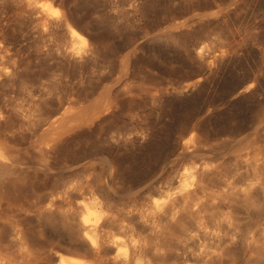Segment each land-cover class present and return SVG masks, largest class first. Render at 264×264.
I'll use <instances>...</instances> for the list:
<instances>
[{
    "label": "rangeland",
    "instance_id": "rangeland-1",
    "mask_svg": "<svg viewBox=\"0 0 264 264\" xmlns=\"http://www.w3.org/2000/svg\"><path fill=\"white\" fill-rule=\"evenodd\" d=\"M39 1L0 0V138L23 168L6 223L26 257L96 261L81 227L94 197L118 214L201 187L168 264H264V0ZM62 121L77 126L38 153ZM123 232L109 230L126 252L141 231ZM4 250L0 264L22 260Z\"/></svg>",
    "mask_w": 264,
    "mask_h": 264
},
{
    "label": "bare ground",
    "instance_id": "bare-ground-1",
    "mask_svg": "<svg viewBox=\"0 0 264 264\" xmlns=\"http://www.w3.org/2000/svg\"><path fill=\"white\" fill-rule=\"evenodd\" d=\"M30 3L32 4L33 1ZM39 3H42L41 6L46 8L50 6L44 0H40ZM69 32L73 38L80 37V33L72 26H69ZM202 53L200 50V54ZM249 91L250 88H247L240 93H248ZM103 113L104 111H99L97 115H93L89 119L99 117ZM31 122L33 121L29 119L27 123ZM53 126L54 124H51L50 128ZM76 126V123L68 125L66 121H62L59 130L48 138L45 145H35L33 148L43 156L53 153L64 142L65 135L74 130ZM15 152L10 141L0 138V173H6L9 176L0 182V260L6 252L4 249H17V252L22 255V260L17 261L16 264H32V259L26 257L30 250L26 248L27 241L24 228L10 227L6 223L9 211H6L5 206L11 193V189L7 188L6 185L8 181L17 178L23 169L16 159ZM201 190V187H194L168 194L162 200H152L141 207L129 206L118 214L115 211L104 212V204L98 197H94L92 205L86 204L84 207L81 227L87 239H85L84 244L93 252L96 261L90 262L79 256H74V254H59L60 264H102L104 259L108 260V264H168L173 255L178 257L179 254L174 253L171 248H167L168 243L166 241L169 238L167 235L171 232L173 224L181 222L185 217L200 215L206 203L199 196ZM56 203L53 201L47 208L46 211L49 214L54 213ZM40 211L41 209H39ZM192 222V225L185 232L186 236H197V231L200 232L201 230L198 220L195 221L193 218ZM113 228L125 233H132V235H136L139 231L142 234L140 233L141 237L130 243L131 248L122 252L119 248L122 246L121 242L110 240L109 230ZM145 232L147 235H144ZM10 238H12L11 247L8 248L6 242ZM200 257L207 259V264L214 263L215 258H205L202 255ZM1 264H7V261H1Z\"/></svg>",
    "mask_w": 264,
    "mask_h": 264
}]
</instances>
